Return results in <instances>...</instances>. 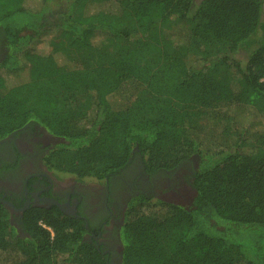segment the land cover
I'll use <instances>...</instances> for the list:
<instances>
[{"label":"trees","instance_id":"1","mask_svg":"<svg viewBox=\"0 0 264 264\" xmlns=\"http://www.w3.org/2000/svg\"><path fill=\"white\" fill-rule=\"evenodd\" d=\"M29 3L0 0V138L43 127L61 139L44 164L80 181L133 155L147 173L196 156L190 205L131 196L120 264H264L263 0ZM73 92L90 96L86 111L63 109ZM22 228L0 202V264H109L55 206L24 211Z\"/></svg>","mask_w":264,"mask_h":264},{"label":"flooded vegetation","instance_id":"2","mask_svg":"<svg viewBox=\"0 0 264 264\" xmlns=\"http://www.w3.org/2000/svg\"><path fill=\"white\" fill-rule=\"evenodd\" d=\"M3 52L0 43V60ZM60 141L35 124H27L0 138V202L11 205L1 202L9 212L10 225L17 234L25 236L24 211L55 206L65 215L82 221L86 229L83 240L107 256L109 264H120L119 228L127 202L133 194L154 192L158 180L168 184L167 173L173 169L146 173L141 160L134 155L121 171L101 181L102 185L90 186L75 179L64 185L43 161L47 151ZM157 172L164 174V180L154 177Z\"/></svg>","mask_w":264,"mask_h":264},{"label":"rangeland","instance_id":"3","mask_svg":"<svg viewBox=\"0 0 264 264\" xmlns=\"http://www.w3.org/2000/svg\"><path fill=\"white\" fill-rule=\"evenodd\" d=\"M38 0H30L29 6H33ZM200 0H195V2H199ZM62 5H64L61 2ZM263 11H264V0H263ZM63 39L66 43L70 42L72 39V34L69 32H64L62 34ZM105 42L102 44V47L99 48L100 53L103 54L101 58L107 59L109 56V50L106 47ZM38 48L40 50L46 49L45 43H40ZM97 50V52H98ZM94 51L90 50H84V49H78L75 47H69L67 46L65 48V54L73 59V60H83L87 56L88 61L90 63L95 64L98 60V55L95 56V58H91L94 55ZM97 54V53H96ZM100 54V55H101ZM146 59V58H145ZM145 63V61H143ZM89 101L90 96L83 92H73L67 96V99L64 104H62V107L66 111H70V113H77L86 111L89 107ZM134 156V155H133ZM135 159L141 160V158L138 155L134 156ZM198 160L199 158L196 156H192L191 159L186 160L179 164L177 167H175L171 172L167 173L168 177L170 176L168 184L160 183L158 180V188L153 192L147 193L148 197L155 199H160L163 201L173 202L177 203L183 206H188L191 204L193 196L195 194V190L191 185V172L195 169V165L198 166ZM195 163V164H194ZM164 172V171H162ZM147 173V172H146ZM154 177L158 179H163L164 174L163 173H154ZM58 179L62 182L64 185H68L73 183V181L77 180L75 177L70 175H64V174H57ZM75 179V180H74ZM84 184H89L90 186H99L103 183L101 181H97L95 179L91 178H84L81 180ZM59 264H65L63 262H60Z\"/></svg>","mask_w":264,"mask_h":264},{"label":"water","instance_id":"4","mask_svg":"<svg viewBox=\"0 0 264 264\" xmlns=\"http://www.w3.org/2000/svg\"><path fill=\"white\" fill-rule=\"evenodd\" d=\"M1 202H4L5 205H7L8 207H9V206L11 207V205H10L9 203H7V202H5V201H2V200H1Z\"/></svg>","mask_w":264,"mask_h":264}]
</instances>
